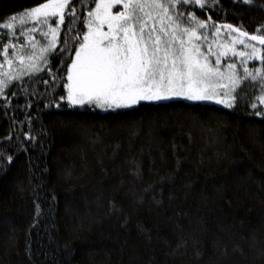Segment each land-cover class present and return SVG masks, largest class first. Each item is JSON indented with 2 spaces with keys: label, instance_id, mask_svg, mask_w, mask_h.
<instances>
[{
  "label": "trees",
  "instance_id": "1",
  "mask_svg": "<svg viewBox=\"0 0 264 264\" xmlns=\"http://www.w3.org/2000/svg\"><path fill=\"white\" fill-rule=\"evenodd\" d=\"M41 2L0 0L1 62L5 44L28 42L3 25ZM73 7L82 35L94 0ZM180 10L211 17L209 42L213 23L264 35V0ZM68 21L58 41L75 37ZM32 35L46 43L39 28ZM75 46L60 53L59 42L49 65L0 95V264H264V80L243 79L231 108L183 99L70 108L60 77ZM222 61L241 77L264 68L231 53Z\"/></svg>",
  "mask_w": 264,
  "mask_h": 264
},
{
  "label": "snow or ice",
  "instance_id": "2",
  "mask_svg": "<svg viewBox=\"0 0 264 264\" xmlns=\"http://www.w3.org/2000/svg\"><path fill=\"white\" fill-rule=\"evenodd\" d=\"M75 3L76 0H44L11 18L13 22L19 21V28L13 22L3 25L13 36L16 31L27 35L31 46L26 51L25 45L19 48L15 44L4 45L9 70L0 71V94L11 81L41 71L42 64L49 65V57L57 54L59 42L64 44L59 52H68L69 40L76 46L66 77H60L66 79L62 84L66 95H61L59 100L70 108L94 106L115 110L141 101L174 97L215 101L231 108L236 99L233 92L243 79L264 80V68L250 71L245 67L241 77L236 64L230 63L224 70L221 66V57L229 53L241 57L242 64L252 59L264 64V50L251 43L264 46V35H249L232 24L218 27L213 23V41L209 42L204 30L209 28L211 17L199 19L195 12L180 10L187 5L204 9L207 0H94V7L81 21L86 27L82 35L76 24ZM66 16L68 30L76 35L58 41ZM28 22L34 26L25 32ZM38 28L46 43L35 41L32 33ZM221 28L228 30L224 43L216 41ZM212 43L217 45L215 51ZM236 45L250 51H237ZM9 48L14 49L11 57ZM15 62H18L17 70L13 73ZM3 68L4 64H0V69ZM221 89H225L223 95ZM260 102L264 103V97ZM55 107L60 108L61 104L56 103ZM256 115L264 113L258 111ZM8 160L11 162L12 157Z\"/></svg>",
  "mask_w": 264,
  "mask_h": 264
},
{
  "label": "rangeland",
  "instance_id": "3",
  "mask_svg": "<svg viewBox=\"0 0 264 264\" xmlns=\"http://www.w3.org/2000/svg\"><path fill=\"white\" fill-rule=\"evenodd\" d=\"M31 23V22H30ZM85 31H86V27H85ZM25 36V35H24ZM24 36H23V38H24ZM26 39H27V43H25V44H22V45H25L26 46V51L28 50V49H30V46H31V42L28 40V37H26ZM41 43V42H40ZM20 47V45L17 47V48H19ZM204 48L205 49H207V45L206 46H204ZM250 50V49H249ZM14 51V50H13ZM12 51V52H13ZM12 52L11 53H9V56L11 57V54H12ZM74 57V56H73ZM239 57V56H238ZM212 59V61L214 62V60H215V57H212L211 58ZM259 60V59H258ZM230 64L231 62H224V61H222V57H221V66H222V70H224V69H226V64ZM233 63V62H232ZM0 64H4V68L3 69H0V71H8L9 70V67H8V65L7 64H5V57L3 58V60H2V62L0 61ZM17 64H18V62H15L14 64H13V66H12V69H11V71L13 72V73H15L16 72V70H17ZM235 64V63H234ZM226 65V66H225ZM42 66H43V64L40 66L41 68H42ZM225 66V67H224ZM34 74H37V72L36 73H31V74H26V75H23L21 78H19V79H15V80H13V81H11L10 82V84H9V86H11L12 84H14V82L15 81H20V80H22L23 78H25L26 76H30V75H34ZM7 89V88H6ZM5 89V90H6ZM5 90H4V92H5ZM225 91V89H221L220 90V92H221V95H223V92ZM3 92V93H4ZM2 93V94H3ZM2 94H0V95H2ZM262 97H264V96H262ZM179 99H183V100H185V101H187V102H201V101H193V100H188V99H186V98H183V97H174V98H171V99H168V100H179ZM168 100H161V101H149V102H153V103H157V102H166V101H168ZM261 100V99H260ZM141 102H146V101H141ZM202 102H206V103H214V104H216V105H220V106H223V104H217L215 101H202ZM261 104H263L264 105V103H261ZM134 106V105H133ZM225 106V105H224ZM97 108V107H96ZM98 110H100V111H104L105 109H101V108H97ZM111 110V109H110Z\"/></svg>",
  "mask_w": 264,
  "mask_h": 264
},
{
  "label": "water",
  "instance_id": "4",
  "mask_svg": "<svg viewBox=\"0 0 264 264\" xmlns=\"http://www.w3.org/2000/svg\"><path fill=\"white\" fill-rule=\"evenodd\" d=\"M224 24H226V23H219V24H217V26L219 27V26H222V25H224ZM235 27V26H234ZM242 30V29H241ZM242 31H244V30H242ZM249 35H256V34H250L249 33ZM251 43H254V44H256V46H258L260 49H262V50H264V46H262V45H260L258 42H251Z\"/></svg>",
  "mask_w": 264,
  "mask_h": 264
}]
</instances>
